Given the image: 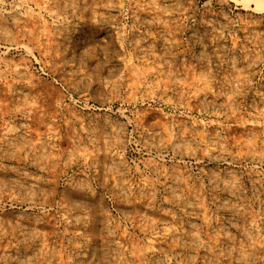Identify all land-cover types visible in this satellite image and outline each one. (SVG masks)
I'll return each mask as SVG.
<instances>
[{"label":"rangeland","instance_id":"rangeland-1","mask_svg":"<svg viewBox=\"0 0 264 264\" xmlns=\"http://www.w3.org/2000/svg\"><path fill=\"white\" fill-rule=\"evenodd\" d=\"M0 264H264V0H0Z\"/></svg>","mask_w":264,"mask_h":264}]
</instances>
